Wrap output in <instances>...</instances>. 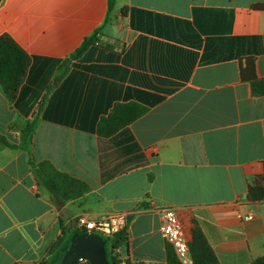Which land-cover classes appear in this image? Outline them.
<instances>
[{
  "label": "crops",
  "instance_id": "crops-1",
  "mask_svg": "<svg viewBox=\"0 0 264 264\" xmlns=\"http://www.w3.org/2000/svg\"><path fill=\"white\" fill-rule=\"evenodd\" d=\"M258 4L116 0L109 12V0H2L0 38L10 35L31 64L14 102L0 86V135L16 146L0 142V264L52 263L62 238L60 249L99 236L80 229L79 216L118 213L128 218L127 243L114 255L167 264L164 207L176 210L189 244L207 246L219 264L264 257V198L250 199L264 175ZM98 30L97 43L68 62ZM119 103L148 111L100 136V121ZM30 156L89 191L61 204L38 184Z\"/></svg>",
  "mask_w": 264,
  "mask_h": 264
},
{
  "label": "trees",
  "instance_id": "trees-1",
  "mask_svg": "<svg viewBox=\"0 0 264 264\" xmlns=\"http://www.w3.org/2000/svg\"><path fill=\"white\" fill-rule=\"evenodd\" d=\"M1 2L2 0H0V4ZM115 3L116 0H109V12L112 11ZM255 8L261 9L264 8V5L258 4ZM100 32L101 30H98L92 36L87 37L77 51L72 54L68 62L80 59L92 45H95L98 41V35ZM30 64L31 58L28 53L22 49L10 35L5 34L0 38V86L4 94L11 102H14L17 99L20 88L27 77ZM60 80L61 76H58L50 85L48 92L55 88ZM254 91L256 94L264 95V87L262 90L255 89ZM147 111L148 109L146 107L137 103H119L114 106L107 117H104L100 121L98 133L103 137L113 136L123 128L131 125L136 120L144 116ZM37 121L38 118L36 117L25 127L23 131L24 147H27L30 144ZM0 142L3 145L16 147L8 143L2 135H0ZM30 165L33 168L38 184L46 187L52 197L61 204L80 198L89 191V186L86 183L80 182L68 174L59 172L50 162H41L35 165L32 157L30 156ZM256 193H258V195L254 196ZM263 198L264 175L258 177L255 184L250 188L251 200L256 201L262 200ZM62 241L63 238L54 247V250H59L54 257L53 262L49 264H56L62 254L68 250L69 245L67 244L63 248H59ZM105 241L107 243H111L112 251L107 248L109 263L123 264V261L119 260L118 256L114 255V250H118L126 246L127 239L125 237V233L121 232L114 237L105 236ZM167 244V264H182L179 261L173 246L169 243ZM190 248L191 253L193 254V264H219L216 256L207 246L192 244L190 245ZM125 264L131 263L125 262ZM251 264H264V257L253 261Z\"/></svg>",
  "mask_w": 264,
  "mask_h": 264
},
{
  "label": "built area",
  "instance_id": "built-area-1",
  "mask_svg": "<svg viewBox=\"0 0 264 264\" xmlns=\"http://www.w3.org/2000/svg\"><path fill=\"white\" fill-rule=\"evenodd\" d=\"M162 221V234L167 243L173 246L179 261L182 264H193L190 244L186 238L185 228L174 208L164 207L157 210ZM247 220L252 217H246ZM77 226L89 233H100L106 237H113L128 227V218L124 213L113 214L101 219H92L87 215L77 218ZM116 252H119L118 250ZM79 264H89L81 261ZM123 264L125 262L123 261Z\"/></svg>",
  "mask_w": 264,
  "mask_h": 264
},
{
  "label": "water",
  "instance_id": "water-1",
  "mask_svg": "<svg viewBox=\"0 0 264 264\" xmlns=\"http://www.w3.org/2000/svg\"><path fill=\"white\" fill-rule=\"evenodd\" d=\"M105 244V240L100 236H85L69 247L56 264H79L84 260L89 264H110L105 252Z\"/></svg>",
  "mask_w": 264,
  "mask_h": 264
},
{
  "label": "rangeland",
  "instance_id": "rangeland-1",
  "mask_svg": "<svg viewBox=\"0 0 264 264\" xmlns=\"http://www.w3.org/2000/svg\"><path fill=\"white\" fill-rule=\"evenodd\" d=\"M97 234L105 240V236H104L103 234H100V233H97ZM70 239H71V238H70ZM108 247H109V249H110L111 245L108 244ZM123 254H124V253H123ZM122 256H123V255H122Z\"/></svg>",
  "mask_w": 264,
  "mask_h": 264
}]
</instances>
